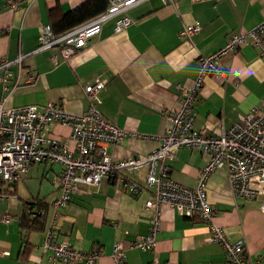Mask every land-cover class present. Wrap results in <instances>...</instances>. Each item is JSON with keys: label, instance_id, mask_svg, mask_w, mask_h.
Wrapping results in <instances>:
<instances>
[{"label": "crops", "instance_id": "1", "mask_svg": "<svg viewBox=\"0 0 264 264\" xmlns=\"http://www.w3.org/2000/svg\"><path fill=\"white\" fill-rule=\"evenodd\" d=\"M85 0H18L14 8L0 0V60L12 59L34 49L42 26L51 23ZM108 3V1H107ZM107 6V5H106ZM106 8V7H105ZM126 14L131 24L114 32V19L68 59L58 47L28 56L23 61L20 82L14 87L0 83V100L7 107L56 102L64 111L79 114L87 109L84 86L102 82L94 101L96 109L127 132L124 139L107 145L113 159L145 155L159 146L157 138L171 126L165 114L181 107L182 90H190L198 74V59L221 48L227 38L248 31L264 20V0H146ZM196 25L189 38L179 36L183 26ZM219 65L225 78L207 75L193 92L192 128L217 133L264 103V56L250 44L223 55ZM30 74L34 79L25 83ZM68 128L50 123L41 134L65 139ZM136 133L139 136H133ZM206 157L200 150L181 147L165 160L170 177L194 187ZM57 164L29 166L21 180L0 185V264H69L50 261V251L41 244L58 197ZM145 170L132 175L142 187L130 194L103 178L96 186H81L64 208L57 210L52 238L89 252L97 249L95 264H114L113 245L125 253V264H207L224 260L217 243L207 242L208 228L196 216H187L175 206L161 203L160 228L151 251L131 247L148 229L149 211L144 202L151 190L145 187ZM37 180L36 185L32 181ZM214 210L213 221L232 241L244 242L251 258L264 256V215L258 198L234 196L225 170L213 172L205 186ZM24 200L47 205L44 229L25 232L19 226ZM37 213L36 205L31 209ZM9 222H4V217ZM29 249L23 254V242ZM82 264V263H79Z\"/></svg>", "mask_w": 264, "mask_h": 264}, {"label": "built area", "instance_id": "2", "mask_svg": "<svg viewBox=\"0 0 264 264\" xmlns=\"http://www.w3.org/2000/svg\"><path fill=\"white\" fill-rule=\"evenodd\" d=\"M17 1L6 0V3L14 8ZM144 1L108 0L101 13L59 34L53 33L49 24L43 25L40 41L34 49L12 59L0 60V83L4 87L17 86L23 61L32 54L58 47L62 57L68 59L82 49L109 19H114V32L126 29L132 22L127 10ZM198 29L196 25L183 26L179 36L189 38ZM243 44L256 47L264 56V20L248 31L231 34L221 48L198 59V74L192 88L182 90L178 110L165 114L171 126L157 137L159 146L145 155L113 159L107 153V145L120 143L127 132L95 107L94 101L103 87L102 82L84 86L88 106L79 114L67 113L52 101L7 107L4 100H0V185L19 182L32 164L45 162L61 168L55 181L59 195L52 202V221L41 244L43 250L50 251V261L95 264L100 256L97 249L83 252L65 240L52 238L57 210L64 208L72 195L81 191V186H96L103 178L130 194L141 193L142 187L131 176L145 170V187L151 190L150 197L144 202L149 211L148 229L145 235L131 243V247L146 251L153 249L160 228L159 206L167 203L187 216H198L208 228L206 241L220 245L224 260L207 264H264V256L251 258L243 241L230 240L223 228L214 223V210L205 191L208 177L216 170H225L233 195L258 198L264 215V103L252 107L232 126H221L217 133L192 128L193 92L207 75L225 78V71L219 65L220 58L235 52ZM33 79L34 76L28 74L24 82L29 83ZM50 123L66 126L69 130L66 138L44 137L41 132ZM131 135L139 136L136 133ZM181 147L198 149L206 157L194 187L181 185L169 175L165 160L173 157L175 150ZM4 222H9L8 216L4 217ZM112 258L114 264H125V253L118 242L113 245ZM147 264L176 263L152 260Z\"/></svg>", "mask_w": 264, "mask_h": 264}, {"label": "trees", "instance_id": "3", "mask_svg": "<svg viewBox=\"0 0 264 264\" xmlns=\"http://www.w3.org/2000/svg\"><path fill=\"white\" fill-rule=\"evenodd\" d=\"M108 0H85L74 8L62 14L55 20H51L50 27L53 33L59 34L69 30L70 28L79 25L95 15L101 13L106 5ZM23 210L19 218L20 228L29 233V232H41L44 229L46 214H47V205L37 202L34 204L32 201L24 200L22 202ZM37 207L38 212L34 213L31 216V209L33 206ZM29 249L28 242H23V254Z\"/></svg>", "mask_w": 264, "mask_h": 264}, {"label": "rangeland", "instance_id": "4", "mask_svg": "<svg viewBox=\"0 0 264 264\" xmlns=\"http://www.w3.org/2000/svg\"><path fill=\"white\" fill-rule=\"evenodd\" d=\"M217 171V170H216ZM215 172V171H214ZM32 184L36 185L35 187H37V180L32 181ZM208 242V241H207ZM213 243V242H212Z\"/></svg>", "mask_w": 264, "mask_h": 264}]
</instances>
